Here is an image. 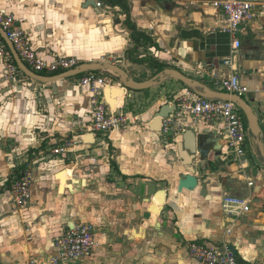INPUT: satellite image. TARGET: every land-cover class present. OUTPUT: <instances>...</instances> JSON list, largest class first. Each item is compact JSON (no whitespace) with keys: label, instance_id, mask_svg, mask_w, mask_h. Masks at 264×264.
Instances as JSON below:
<instances>
[{"label":"crops","instance_id":"crops-1","mask_svg":"<svg viewBox=\"0 0 264 264\" xmlns=\"http://www.w3.org/2000/svg\"><path fill=\"white\" fill-rule=\"evenodd\" d=\"M111 1L0 0V8L16 18L30 45L48 62L59 56L81 64L110 61L137 82L163 72L152 63L220 92L214 78L236 73L249 89L243 98L264 127L261 7L253 22L241 27L237 36L241 48L233 54L234 39L224 31L226 17L214 8V0H115L116 5ZM98 3L104 7L98 8ZM141 36L153 44L136 50L135 37ZM227 60H232V68L225 65ZM97 73L110 82L102 92L104 102L129 119L112 135L114 142L84 135L92 122L91 93L80 82L85 74L46 85L21 71L8 77L0 60V264H45L54 254L53 239L82 222L94 226L98 247L94 256L74 264H199L189 255V245L197 241L209 245L226 241L238 251L245 219L264 208V202H256L264 187L260 185L264 169L252 165L258 160L256 140L247 144V169L239 177L242 189L232 187L225 172L212 185L202 180L197 164L203 169L219 164L225 171L240 170L232 160L222 162L221 155L210 153L206 162L198 158L192 167L200 184L197 190L179 194V176L190 170L178 146L184 143V133L190 128L197 136L218 138L221 128L186 115L181 136L166 137L162 124L157 131L151 125L165 106L182 111L177 99L186 86L167 80L149 90L131 91L117 75ZM70 142L75 144L66 153L53 154ZM27 172L31 199L18 208L12 185ZM59 175L68 183L64 193L59 190ZM249 180L253 188L248 187ZM226 194L252 198V211L233 225L230 236L221 206ZM251 256L249 252L244 257Z\"/></svg>","mask_w":264,"mask_h":264},{"label":"built area","instance_id":"built-area-1","mask_svg":"<svg viewBox=\"0 0 264 264\" xmlns=\"http://www.w3.org/2000/svg\"><path fill=\"white\" fill-rule=\"evenodd\" d=\"M97 6L102 8L104 4L98 3ZM213 6L221 10L226 17L224 31L233 37L232 53L236 54L242 44L237 38L241 27L253 22L257 7H261L264 11V1L214 0ZM0 26L6 32L25 65L38 75H44V72L48 74L65 73L77 69L81 65L79 60L63 56H59L51 62L43 59L30 45L24 30L17 25L16 18L1 8ZM0 60L8 70V77H14L20 72L1 35ZM108 63L114 64L110 61ZM231 64L232 60L225 61L227 67L232 68ZM80 82L91 93L92 122L84 135L104 136L110 142H114L112 135L125 127L129 123V119L122 111L111 110L104 102L102 92L110 85L109 79L100 76L97 72H90L85 74ZM214 82L216 88L221 92L224 91L231 95L243 98L249 92L247 87L241 85L240 78L236 73L230 74L226 78L216 76ZM261 92L264 93V85ZM177 102L182 111L174 112L162 120V134L177 140L181 136L179 129H181L182 121L186 115H190L196 120L216 123L221 128V141L225 149L219 157L220 160L222 162L232 160L235 164H239V169L244 172L247 169V144L252 143L254 137L248 131L246 118L237 106L232 102L204 99L190 89H187L184 95L179 96ZM74 144L72 142L65 143L63 147L55 149L53 154H64ZM254 185L253 181H248L249 188H253ZM31 186V174L28 172L13 182L12 193L16 207L24 208L28 205L31 199ZM221 206L229 224L225 233L230 236L237 221L252 211V198L226 194L222 198ZM52 245L54 254L48 261H45V264H74L81 259L91 258L98 247L95 228L89 222L73 224L66 232L56 236ZM189 255L199 264H240L231 244L226 241L219 245L193 242L189 245ZM29 264H38V262L31 261Z\"/></svg>","mask_w":264,"mask_h":264},{"label":"water","instance_id":"water-1","mask_svg":"<svg viewBox=\"0 0 264 264\" xmlns=\"http://www.w3.org/2000/svg\"><path fill=\"white\" fill-rule=\"evenodd\" d=\"M0 35L6 42V45L9 48L19 70L29 79L41 84L47 85L67 79L78 78L79 76L90 72H109L117 75L120 78L121 85L131 91H145L158 87L167 80H175L204 99L232 102L244 114L247 121L248 131L256 140L259 152L255 149V156L264 160V130L262 128L260 118L256 115L250 104L244 98L239 97L238 95H231L228 93L215 91L203 83L192 79L177 70L168 68L164 69L163 72H161L158 76L146 82H137L131 78L130 75L122 68L108 62L81 64L77 69L51 77L38 75L25 65L1 26ZM176 109L177 108L175 106H165L162 108L160 112L156 114L151 128L156 131L160 130L159 124H162V120L168 118L176 111ZM183 137L184 143H181L178 146L181 151V156L190 170L187 174H180L179 176L177 187L179 194H182L184 191L194 193L199 187V180L195 175L196 170L192 168L194 167L197 159L199 158L198 160L200 162H206L210 157V153L214 154V156L217 158L221 155L223 148V146L220 144L221 137H213L211 134L207 136H197L196 133H194V131L190 128L187 129ZM197 155L198 157H196Z\"/></svg>","mask_w":264,"mask_h":264},{"label":"rangeland","instance_id":"rangeland-1","mask_svg":"<svg viewBox=\"0 0 264 264\" xmlns=\"http://www.w3.org/2000/svg\"><path fill=\"white\" fill-rule=\"evenodd\" d=\"M43 74L46 75L48 73L44 72ZM159 127H160V125H159ZM262 128L264 129V127H262ZM123 141L126 142L127 140H123ZM126 145H128V144H126ZM129 150H131V149H129ZM256 150H258L257 145H256ZM258 152H259V150H258ZM253 157H255V156L253 155ZM252 165H253V167H256L260 170L264 169V160L261 158H258L257 161L256 160L253 161ZM197 166H199V168H200L199 170H200V175L202 177V180L206 181V184H208V185H212L214 182L220 181L223 178V175H221V173L225 172L226 175H224V177L228 178L231 181L230 185L232 187L236 186L240 189H242V187H243L242 185L244 183H242V181L239 178L240 176L244 175V173L241 170H237V171L226 170L225 171V169L222 168L219 164L216 166V168L212 167L211 165H207L206 169H203L202 164H200V165L197 164ZM34 167H36V166L34 165ZM64 172L65 171H63L62 173H64ZM219 175H221V176H219ZM61 176L62 175L58 176V180L60 182V186H59L60 189L59 190L61 193H64L66 187L68 186V183ZM72 176H73V174H72ZM260 185L264 186V182ZM170 187L171 186H169V188ZM260 196L261 197H256L257 203L264 202V187L262 189V193ZM258 212H261L262 215H259ZM244 223L247 226L245 227V229L240 234V237H239L240 240L238 239V243H237L236 248H238V252L245 262H248L249 264H264V208H263V210L260 209V211L256 210L254 215L245 219ZM150 224H153L151 222V220H150ZM132 234H133V236H137V232L135 230H132ZM140 235H143V231H142V233L139 234V236ZM247 249H249V251ZM241 251H242V253H241ZM249 252L252 256L250 259L247 260L245 257L249 256Z\"/></svg>","mask_w":264,"mask_h":264},{"label":"trees","instance_id":"trees-1","mask_svg":"<svg viewBox=\"0 0 264 264\" xmlns=\"http://www.w3.org/2000/svg\"><path fill=\"white\" fill-rule=\"evenodd\" d=\"M112 5H116V4H118L117 3V1H115V0H112L111 2H110ZM124 3V6H125V2H123ZM143 39V40H142ZM135 43L137 44L136 45V50L138 49V48H142V47H148L149 45H152L153 43H152V41L150 40V39H148V38H143V36H141V37H135ZM140 63V62H139ZM151 65H154V66H156L158 69H159V72H161V71H163L165 68H164V66L163 65H156V64H152V63H150ZM15 65L17 66V64L15 63ZM18 67V66H17ZM188 89V88H187ZM233 249V251L235 252V254H236V256H237V258H238V262L240 263V264H249L248 262H245L243 259H242V257H241V255L239 254V252L235 249V248H232Z\"/></svg>","mask_w":264,"mask_h":264},{"label":"bare ground","instance_id":"bare-ground-1","mask_svg":"<svg viewBox=\"0 0 264 264\" xmlns=\"http://www.w3.org/2000/svg\"><path fill=\"white\" fill-rule=\"evenodd\" d=\"M116 94H117V95H120V93H118V92H117ZM220 144L222 145V141H221V140H220Z\"/></svg>","mask_w":264,"mask_h":264}]
</instances>
